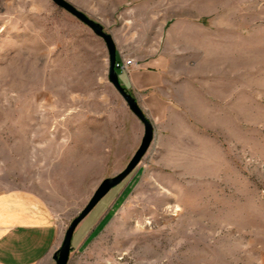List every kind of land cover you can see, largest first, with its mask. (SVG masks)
<instances>
[{
    "label": "rangeland",
    "instance_id": "1",
    "mask_svg": "<svg viewBox=\"0 0 264 264\" xmlns=\"http://www.w3.org/2000/svg\"><path fill=\"white\" fill-rule=\"evenodd\" d=\"M67 1L122 61L168 52L207 107L197 156L158 169L149 150L68 264H264V0ZM108 74L104 41L51 0H0V191L51 205L62 244L143 138L128 150L134 114Z\"/></svg>",
    "mask_w": 264,
    "mask_h": 264
},
{
    "label": "crops",
    "instance_id": "2",
    "mask_svg": "<svg viewBox=\"0 0 264 264\" xmlns=\"http://www.w3.org/2000/svg\"><path fill=\"white\" fill-rule=\"evenodd\" d=\"M113 38L118 49L117 59L122 62L120 44ZM132 58L134 64L129 71H120V82L137 99L154 126L155 139L150 153L158 162L156 167L166 168L167 160L196 157L194 153L207 134L200 135L192 112L207 109L201 106L205 103L204 93L196 83L176 80L175 59L166 51L155 49L150 55L137 53ZM133 117L138 136L128 147L129 151L135 150L144 134L143 124ZM106 199L77 227L72 249L83 242L87 229L98 221L110 200ZM31 200L22 194L0 191V264H56L54 257L62 244L61 227L51 205L42 203L47 211L37 213ZM35 204L42 206L40 202Z\"/></svg>",
    "mask_w": 264,
    "mask_h": 264
},
{
    "label": "water",
    "instance_id": "3",
    "mask_svg": "<svg viewBox=\"0 0 264 264\" xmlns=\"http://www.w3.org/2000/svg\"><path fill=\"white\" fill-rule=\"evenodd\" d=\"M51 1L56 6L65 10L81 23L90 28L96 37L104 41L109 54V81L125 100L130 111L144 126V136L142 138L141 144L126 169L122 173L111 178H106L102 181L87 206L83 209L80 215L73 220L66 231L63 244L55 254L54 258L56 264H68L72 252V240L77 227L111 192V190L123 183L139 167L153 145L155 139V129L152 122L148 119L145 112L140 107L137 99L126 88H124L120 82V77L116 68L118 49L113 36L105 30L102 24L88 17L85 13L78 10L67 0Z\"/></svg>",
    "mask_w": 264,
    "mask_h": 264
},
{
    "label": "built area",
    "instance_id": "4",
    "mask_svg": "<svg viewBox=\"0 0 264 264\" xmlns=\"http://www.w3.org/2000/svg\"><path fill=\"white\" fill-rule=\"evenodd\" d=\"M133 65V61L132 60H128V61H122V62H117V70L119 71H129V67Z\"/></svg>",
    "mask_w": 264,
    "mask_h": 264
},
{
    "label": "trees",
    "instance_id": "5",
    "mask_svg": "<svg viewBox=\"0 0 264 264\" xmlns=\"http://www.w3.org/2000/svg\"><path fill=\"white\" fill-rule=\"evenodd\" d=\"M117 62H118V59H117ZM119 70H117V72H118Z\"/></svg>",
    "mask_w": 264,
    "mask_h": 264
}]
</instances>
